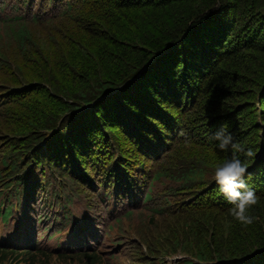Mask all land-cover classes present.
<instances>
[{
    "label": "trees",
    "instance_id": "trees-1",
    "mask_svg": "<svg viewBox=\"0 0 264 264\" xmlns=\"http://www.w3.org/2000/svg\"><path fill=\"white\" fill-rule=\"evenodd\" d=\"M0 24V68L10 60L7 36L23 56L41 59L33 91L1 94L14 134L27 136L5 145L0 193L14 186L44 205L52 183L44 168L57 169L82 187L102 186L126 214L188 211L186 240L199 251L184 264H264V0H0ZM42 29L52 55L32 52ZM14 67L24 80L23 66ZM55 126L45 141L42 131ZM221 126L256 153L244 177L258 197L251 225L229 214L214 179L231 156L209 139ZM181 191L194 196L176 199ZM49 251L0 247V264H47ZM59 253L80 264L106 260L100 248Z\"/></svg>",
    "mask_w": 264,
    "mask_h": 264
},
{
    "label": "rangeland",
    "instance_id": "rangeland-1",
    "mask_svg": "<svg viewBox=\"0 0 264 264\" xmlns=\"http://www.w3.org/2000/svg\"><path fill=\"white\" fill-rule=\"evenodd\" d=\"M66 24L71 27V24L73 23L71 22L70 24V22H66ZM0 28H4L2 24H0ZM5 29H8V27H5ZM44 32L45 29H42L41 32L38 34L40 37L39 50H33L32 52H34V54H38L40 53V50H42L52 55L55 51V45L53 44V41L50 38L44 36ZM3 41V47L8 51L10 55V60L8 61L9 63L6 64L3 68H0V87H3L2 89H0V101L3 100V95L7 96L8 94H12V89H18V87L11 86H20L17 92L13 93L16 96L22 95L23 93H21V91L22 89L27 88L26 86L30 87V90L33 91L35 89L33 83L36 82V79L34 80L35 77L33 76V74H35L36 70L40 68L39 66L41 64L40 58H37V60H33L23 56L17 49L15 41H9L8 36L7 39ZM14 64H20L21 66H23L25 73L24 80L18 81ZM6 109L7 106L4 105L3 102H1L0 156H3L4 152L6 151L5 145H16L17 140L27 136L26 134H21L17 136L14 134L13 131H15L16 121H12L13 118L11 120L10 118H8L9 115H6V112H4V110ZM56 126L51 129L49 128V132H47L48 130L42 131L45 132V134H43V138L45 141L52 137V135L56 131ZM126 144L128 145L129 143L126 142ZM122 148H124V146ZM132 152L136 153L135 151ZM118 154L120 156H123V163L125 166V163L127 164V160L130 159L128 157H125V155H123L119 151L115 156L116 158L118 157ZM175 154L176 153L170 155L168 154L169 156H167V159H172ZM141 157L143 161L147 162L145 168L150 169V164L153 162V160L146 161V157L142 155ZM1 168L9 169V166L7 165V167H4L0 159V169ZM44 169L47 170L44 178L48 180L50 179V181L52 182L47 185L49 191L46 192V194L44 195H47L48 197H51L50 195H54V197L52 196L53 198L61 199L57 197L59 194H52V192L56 188L63 191L61 194H70V192H72L73 190L72 188H74V186L77 187L78 185V194H81L83 197L89 196L96 203V208H98L100 211H105L106 204L102 201V197L107 198V196L103 194L102 186L94 187L93 185L88 183V181H86L87 184H89L88 189L85 186L82 187V185L77 183L74 179L71 180L67 177L60 178V173L57 169L53 170V172H51L50 169ZM124 171L125 167L124 169H121L120 172H122V174L124 175ZM79 174H85L90 177L89 173L86 172V168L83 166H81V171ZM95 177H93L94 180ZM79 178L83 180H88L87 178L81 176H79ZM86 182L84 183L86 184ZM7 191L8 190H6V192ZM184 192L185 191H181V193L178 196H175V198H182L184 195H186V200L189 198H193L194 194L187 192H185L186 194H184ZM2 194L4 197L5 191ZM74 194L77 195V193L75 192ZM110 200L111 197L108 198V201ZM61 201L64 200L61 199ZM66 204L68 203L66 202ZM74 207L78 216H84L86 220H91V217L86 212L89 211L87 208H85L81 204H77ZM152 216H154V214H152ZM152 216L151 211L148 207L141 206L137 207L131 214H126V211H122L119 213V216L117 218L111 219L110 224L107 225V233L104 236V239L101 244L98 245L106 259L103 263L99 264H184L185 261L189 260L195 262L198 261L195 252H198L199 250H193L192 247H188V243L186 240V238L190 236H187V233L190 232L188 231L189 229H187L190 226L188 222V219H190L188 218V211L181 212V210L177 211V209H171L170 211L165 212L164 214H156L155 217ZM59 232H61V230ZM174 238H176V244H173ZM118 240H120L119 243H117ZM30 241L32 240L30 239ZM181 242H183L184 244L181 245ZM45 243L55 246L56 240L52 237L48 240H45ZM151 243H160V245H163H161L159 249H156L154 246L153 248H150L149 244ZM33 250L37 251L38 248H34ZM53 254H56L55 257L48 261L47 264H80L74 260L70 261L69 258V260L64 259L62 256L57 255L60 254L58 252L53 251ZM4 264H9V262L7 261ZM83 264H85V261Z\"/></svg>",
    "mask_w": 264,
    "mask_h": 264
},
{
    "label": "clouds",
    "instance_id": "clouds-1",
    "mask_svg": "<svg viewBox=\"0 0 264 264\" xmlns=\"http://www.w3.org/2000/svg\"><path fill=\"white\" fill-rule=\"evenodd\" d=\"M179 135L185 138V142H190V138L184 131H181ZM209 139L216 141V147L220 150H231V156L226 158L222 164L217 165L214 170V179L220 193L232 205L228 212L242 225H251L256 218L249 214V209L257 204L258 197L255 191L249 188L244 177L247 175L248 160L253 158L256 153L252 148L245 149L241 143L235 141L233 135L227 131L226 126H221ZM241 156L244 159H241ZM14 188V186L5 188L2 192L5 191L4 197L2 193L0 194V247L32 250L41 247L58 253L93 250L99 248L98 245L103 241L107 233V225L110 224L111 219L117 218L122 212L115 206L113 196L104 190L103 194L107 198L102 197V201L106 204V218L100 219L102 212L95 207L94 203L95 208L92 205L90 207L92 221H89L95 224L93 229L96 230L86 240L78 241L77 238L70 240V225H78V214L74 206L83 205L78 198L77 191H75L77 195L70 192L73 198L71 203L67 204L68 207H65L63 204L66 202L61 201L63 191L60 189L59 196L61 199L53 198L54 195H50L51 197L44 195L47 201L45 200L43 205L42 200L37 202L38 196L23 197L19 189L17 193L19 195L16 196V193H13ZM72 189H75V186ZM6 190L8 191L6 192ZM9 194L13 195L9 196ZM109 197H111L110 201H108ZM85 200L92 201L89 196H86ZM111 212L115 213L112 215ZM117 212L119 213L117 214ZM60 230L61 232H59ZM61 235L70 241L61 244L63 242ZM52 237L56 240L55 246L45 243V240ZM119 242L120 240L117 243ZM12 262L9 264H14Z\"/></svg>",
    "mask_w": 264,
    "mask_h": 264
}]
</instances>
